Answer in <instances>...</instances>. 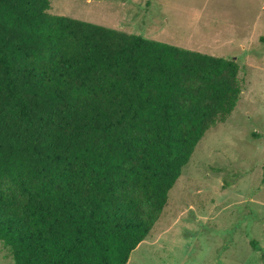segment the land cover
<instances>
[{"label":"trees","instance_id":"16d2710c","mask_svg":"<svg viewBox=\"0 0 264 264\" xmlns=\"http://www.w3.org/2000/svg\"><path fill=\"white\" fill-rule=\"evenodd\" d=\"M0 0V241L14 264H128L239 64Z\"/></svg>","mask_w":264,"mask_h":264},{"label":"rangeland","instance_id":"374dc122","mask_svg":"<svg viewBox=\"0 0 264 264\" xmlns=\"http://www.w3.org/2000/svg\"><path fill=\"white\" fill-rule=\"evenodd\" d=\"M49 13L239 64L236 108L197 144L128 264H264V0H50ZM0 264H14L1 241Z\"/></svg>","mask_w":264,"mask_h":264}]
</instances>
